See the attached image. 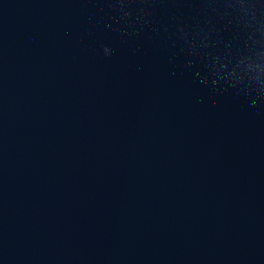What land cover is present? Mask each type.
I'll list each match as a JSON object with an SVG mask.
<instances>
[{
  "label": "water",
  "instance_id": "water-1",
  "mask_svg": "<svg viewBox=\"0 0 264 264\" xmlns=\"http://www.w3.org/2000/svg\"><path fill=\"white\" fill-rule=\"evenodd\" d=\"M0 264H264V0H0Z\"/></svg>",
  "mask_w": 264,
  "mask_h": 264
}]
</instances>
